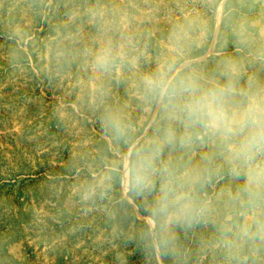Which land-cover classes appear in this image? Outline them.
Segmentation results:
<instances>
[{"label": "rangeland", "instance_id": "374dc122", "mask_svg": "<svg viewBox=\"0 0 264 264\" xmlns=\"http://www.w3.org/2000/svg\"><path fill=\"white\" fill-rule=\"evenodd\" d=\"M0 264H264V0H0Z\"/></svg>", "mask_w": 264, "mask_h": 264}, {"label": "trees", "instance_id": "16d2710c", "mask_svg": "<svg viewBox=\"0 0 264 264\" xmlns=\"http://www.w3.org/2000/svg\"><path fill=\"white\" fill-rule=\"evenodd\" d=\"M126 204H127V202H126Z\"/></svg>", "mask_w": 264, "mask_h": 264}]
</instances>
